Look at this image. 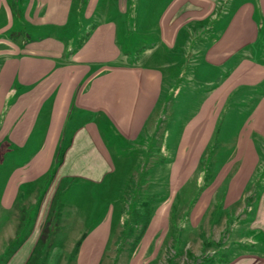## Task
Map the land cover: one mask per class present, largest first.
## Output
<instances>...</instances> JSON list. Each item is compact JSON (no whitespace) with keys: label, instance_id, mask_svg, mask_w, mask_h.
I'll return each mask as SVG.
<instances>
[{"label":"crops","instance_id":"1","mask_svg":"<svg viewBox=\"0 0 264 264\" xmlns=\"http://www.w3.org/2000/svg\"><path fill=\"white\" fill-rule=\"evenodd\" d=\"M151 141L173 191L211 169L196 210L217 192L243 207L257 192L244 221L264 246V0H0L9 206L108 184L120 152Z\"/></svg>","mask_w":264,"mask_h":264},{"label":"rangeland","instance_id":"2","mask_svg":"<svg viewBox=\"0 0 264 264\" xmlns=\"http://www.w3.org/2000/svg\"><path fill=\"white\" fill-rule=\"evenodd\" d=\"M158 147L151 141L149 150L133 146L120 152L123 161L108 184L73 186L51 205L45 201L42 209L23 206L32 202L26 198L18 206L7 204L9 166L1 165L0 264H232L243 255L264 254V246L251 239L249 221H244L257 192L245 201L246 207L241 202L227 204L226 193L217 192L210 206L196 210L212 180L211 169L204 170V179L192 176L173 191L167 162L156 159L164 155ZM259 178L264 179V171ZM148 221L153 222L151 233L132 250ZM79 228L102 230L93 240L82 234L86 239L74 255L80 239L73 236L80 235Z\"/></svg>","mask_w":264,"mask_h":264},{"label":"trees","instance_id":"3","mask_svg":"<svg viewBox=\"0 0 264 264\" xmlns=\"http://www.w3.org/2000/svg\"><path fill=\"white\" fill-rule=\"evenodd\" d=\"M149 226V221L145 223V225H143V229L141 231V234L139 235V237L135 240V242L133 243V246H132V250H135L137 248V246L139 245L143 235L145 234L147 228ZM125 231V230H124ZM125 239V238H124ZM84 239H80L79 242L77 243L75 249H74V255H77L78 252H79V249H80V246L82 244ZM17 241V240H16ZM125 241V240H124Z\"/></svg>","mask_w":264,"mask_h":264}]
</instances>
